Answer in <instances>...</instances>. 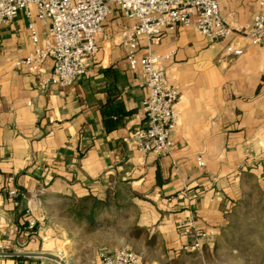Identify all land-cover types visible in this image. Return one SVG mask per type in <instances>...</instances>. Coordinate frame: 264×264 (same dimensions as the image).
<instances>
[{"label": "crops", "instance_id": "1", "mask_svg": "<svg viewBox=\"0 0 264 264\" xmlns=\"http://www.w3.org/2000/svg\"><path fill=\"white\" fill-rule=\"evenodd\" d=\"M261 10L264 0H219L234 31L225 41L190 27L152 46L139 40L136 57L150 48L181 93L169 156L134 142L146 90L118 33L135 20L112 7L86 74L69 87L50 83V58L34 71L22 63L35 49L30 24L39 48L51 42L34 6L0 24V246L24 255L0 264H101V252L120 248L138 264H215L229 217L252 188L264 195V48L237 33ZM229 43L242 54L227 56ZM88 196L111 204L93 225L73 212ZM200 234L208 238L190 250Z\"/></svg>", "mask_w": 264, "mask_h": 264}, {"label": "built area", "instance_id": "2", "mask_svg": "<svg viewBox=\"0 0 264 264\" xmlns=\"http://www.w3.org/2000/svg\"><path fill=\"white\" fill-rule=\"evenodd\" d=\"M34 6L36 18L48 25L51 42L42 48L33 25H29L34 51L23 60L29 70H37L46 59L52 60L50 83L69 87L82 78L89 61L97 52L96 37L104 22L117 7L123 15L135 20L130 28L118 33L119 45L126 51V61L132 71L140 68L138 79L146 90L142 102L145 124L134 135L137 149L143 154L169 156L172 150L170 134L175 128L181 93L179 86L169 84L161 59L151 52L137 58L139 40L146 39L149 46L158 43L163 31L177 27H190L209 42L225 41L233 30L219 14V0H0V24L11 22L21 11ZM248 44L264 48V10H261L248 28L237 31ZM227 56H239L242 50L229 43ZM198 167H204L201 156L196 158ZM10 196L16 191L11 190ZM33 223L29 228H32ZM198 238L189 249L198 250ZM187 249V248H185ZM0 252H8L0 246ZM101 264H138L139 257L130 249L120 248L99 254Z\"/></svg>", "mask_w": 264, "mask_h": 264}, {"label": "rangeland", "instance_id": "3", "mask_svg": "<svg viewBox=\"0 0 264 264\" xmlns=\"http://www.w3.org/2000/svg\"><path fill=\"white\" fill-rule=\"evenodd\" d=\"M215 264H264V195L252 188L217 239Z\"/></svg>", "mask_w": 264, "mask_h": 264}, {"label": "trees", "instance_id": "4", "mask_svg": "<svg viewBox=\"0 0 264 264\" xmlns=\"http://www.w3.org/2000/svg\"><path fill=\"white\" fill-rule=\"evenodd\" d=\"M73 212L78 219L87 220L91 225H93L103 212L110 209L111 204L108 200H98L95 197L88 196L73 203ZM131 235L138 236L142 233V229L132 226Z\"/></svg>", "mask_w": 264, "mask_h": 264}, {"label": "water", "instance_id": "5", "mask_svg": "<svg viewBox=\"0 0 264 264\" xmlns=\"http://www.w3.org/2000/svg\"><path fill=\"white\" fill-rule=\"evenodd\" d=\"M24 256L23 254L10 253V252H0V257H20ZM60 264H65L64 262H60Z\"/></svg>", "mask_w": 264, "mask_h": 264}]
</instances>
